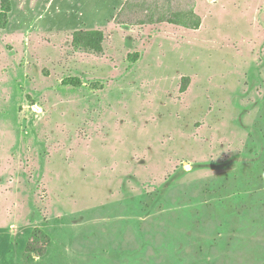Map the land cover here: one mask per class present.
<instances>
[{
  "label": "rangeland",
  "instance_id": "374dc122",
  "mask_svg": "<svg viewBox=\"0 0 264 264\" xmlns=\"http://www.w3.org/2000/svg\"><path fill=\"white\" fill-rule=\"evenodd\" d=\"M124 1L0 18V264H264V0H197L198 31L118 25Z\"/></svg>",
  "mask_w": 264,
  "mask_h": 264
},
{
  "label": "trees",
  "instance_id": "16d2710c",
  "mask_svg": "<svg viewBox=\"0 0 264 264\" xmlns=\"http://www.w3.org/2000/svg\"><path fill=\"white\" fill-rule=\"evenodd\" d=\"M197 0H126L116 17L118 25L131 27H149L167 24L189 31H198L203 26V19L197 12ZM1 22H8L11 12L9 0L2 3ZM106 37L101 30H77L72 35V46L75 50L91 54L104 52ZM184 84L180 93L188 89L190 78H183ZM44 246H39V237L34 236L33 242H28L25 255L27 261H33L36 257L43 258L48 253L51 239L41 232Z\"/></svg>",
  "mask_w": 264,
  "mask_h": 264
},
{
  "label": "crops",
  "instance_id": "0c3cea01",
  "mask_svg": "<svg viewBox=\"0 0 264 264\" xmlns=\"http://www.w3.org/2000/svg\"><path fill=\"white\" fill-rule=\"evenodd\" d=\"M106 0H104V6L102 7V10H100L99 9V17H101V13H103V12H106V9H107V5H106V2H105ZM115 1H119V0H115ZM126 1V0H125ZM125 1H124V3H125ZM123 4H121L120 5V7L122 6ZM123 7V6H122ZM121 7V8H122ZM93 30H100V29H93ZM102 31V30H101ZM4 115H5V113L2 115V117H4ZM7 116H9V115H7ZM2 124H0V160H1V158H2V162L0 163L1 165H4L5 166V162H8L9 160H10V158H7L6 160H5V158H4V150H3V148H4V145H5V137H6V134H7V132H8V135L10 136V132H11V130H10V127H8V130H5V128H2V127H5V118H3V120H2Z\"/></svg>",
  "mask_w": 264,
  "mask_h": 264
}]
</instances>
